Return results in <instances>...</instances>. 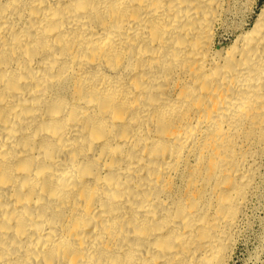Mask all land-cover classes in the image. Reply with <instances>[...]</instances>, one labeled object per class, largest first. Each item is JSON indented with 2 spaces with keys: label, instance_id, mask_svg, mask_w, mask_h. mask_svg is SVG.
Instances as JSON below:
<instances>
[{
  "label": "bare ground",
  "instance_id": "6f19581e",
  "mask_svg": "<svg viewBox=\"0 0 264 264\" xmlns=\"http://www.w3.org/2000/svg\"><path fill=\"white\" fill-rule=\"evenodd\" d=\"M235 4L0 0V264L234 262L264 201V2Z\"/></svg>",
  "mask_w": 264,
  "mask_h": 264
},
{
  "label": "rangeland",
  "instance_id": "374dc122",
  "mask_svg": "<svg viewBox=\"0 0 264 264\" xmlns=\"http://www.w3.org/2000/svg\"><path fill=\"white\" fill-rule=\"evenodd\" d=\"M263 2L264 0H235V3H237L235 4L236 10H235V14L231 16V24L234 22L233 24H236V25H245V24L252 25L260 12ZM233 17H235L234 20H233ZM263 205H264V201H262L261 204H259L256 207V210L254 211L255 219H254L253 229L247 234V236L243 238V241L239 245L234 262L232 264H245L246 259L259 246L260 244L259 236L262 231V220L264 219V206Z\"/></svg>",
  "mask_w": 264,
  "mask_h": 264
}]
</instances>
